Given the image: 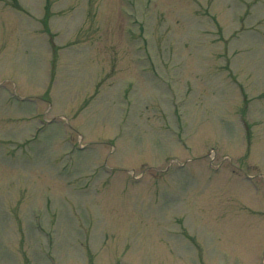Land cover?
<instances>
[{
    "label": "rangeland",
    "instance_id": "obj_1",
    "mask_svg": "<svg viewBox=\"0 0 264 264\" xmlns=\"http://www.w3.org/2000/svg\"><path fill=\"white\" fill-rule=\"evenodd\" d=\"M44 4L0 0V264H264V0Z\"/></svg>",
    "mask_w": 264,
    "mask_h": 264
}]
</instances>
